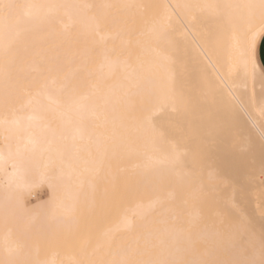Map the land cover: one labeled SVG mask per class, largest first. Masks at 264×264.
Segmentation results:
<instances>
[{"label": "bare ground", "instance_id": "obj_1", "mask_svg": "<svg viewBox=\"0 0 264 264\" xmlns=\"http://www.w3.org/2000/svg\"><path fill=\"white\" fill-rule=\"evenodd\" d=\"M263 29L264 0H0V264H259Z\"/></svg>", "mask_w": 264, "mask_h": 264}, {"label": "crops", "instance_id": "obj_2", "mask_svg": "<svg viewBox=\"0 0 264 264\" xmlns=\"http://www.w3.org/2000/svg\"><path fill=\"white\" fill-rule=\"evenodd\" d=\"M255 59L260 71L264 75V29L260 32L256 42Z\"/></svg>", "mask_w": 264, "mask_h": 264}, {"label": "rangeland", "instance_id": "obj_3", "mask_svg": "<svg viewBox=\"0 0 264 264\" xmlns=\"http://www.w3.org/2000/svg\"><path fill=\"white\" fill-rule=\"evenodd\" d=\"M43 187V186H42ZM40 188V190L39 191H37V196H36V198H30L29 199V204H34L35 203V201L38 199V200H45V199H48L49 198V190H48V188L46 187V186H44L43 188ZM44 188H46V190L44 189ZM40 195H41V197H40ZM46 201V200H45ZM256 208H257V212L259 213V214H261L262 213V211L260 210V208H259V205L257 204L256 205Z\"/></svg>", "mask_w": 264, "mask_h": 264}, {"label": "snow or ice", "instance_id": "obj_4", "mask_svg": "<svg viewBox=\"0 0 264 264\" xmlns=\"http://www.w3.org/2000/svg\"><path fill=\"white\" fill-rule=\"evenodd\" d=\"M252 45H249V53L251 54V52H252ZM41 179H48L49 180V183H50V186H53L52 184H51V178H49V177H45V176H42L41 177ZM53 188H54V186H53ZM55 191V190H54ZM253 264H255V262H253ZM259 264H264V258H262L261 259V261L259 262Z\"/></svg>", "mask_w": 264, "mask_h": 264}]
</instances>
